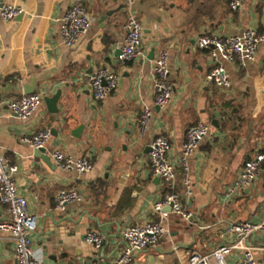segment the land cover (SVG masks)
Masks as SVG:
<instances>
[{
  "label": "crops",
  "instance_id": "obj_1",
  "mask_svg": "<svg viewBox=\"0 0 264 264\" xmlns=\"http://www.w3.org/2000/svg\"><path fill=\"white\" fill-rule=\"evenodd\" d=\"M88 12L92 27L74 48L61 36L60 19L75 3ZM230 0H0V150L18 165V192L27 198L38 217L33 246L46 264H114L123 246L122 232L130 226L162 222L167 234L157 246L139 252L131 264H186V253L196 249L208 254L229 243L231 223L264 221V162L255 186L234 198L226 196L244 164L264 155V44L256 59L245 67L225 63L232 81L228 90L207 80L213 63L208 50L197 48L205 33L240 34L246 29L264 31V0H249L233 11ZM4 6H18L23 13L5 20ZM113 12L105 21L102 17ZM134 14L144 27V56L122 65L118 50L124 45L128 17ZM170 52V80L174 94L169 106L156 104L154 61ZM63 71L42 80L36 92L45 97L61 92L58 113L42 102L38 111L22 120L3 102L19 98L31 74L59 66ZM101 68L119 75V86L103 101H95L90 76ZM152 117L141 133L144 107ZM204 123L208 137L188 159L193 195L184 193L180 164L187 129ZM83 127L79 134L77 130ZM50 129L47 145L51 157L61 150L73 158L89 157L94 167L87 173L66 171L52 160L48 166L21 142L25 135ZM55 131V135L53 134ZM79 135V137H78ZM164 135L171 144L170 159L177 170L174 182L188 220L168 211L158 213L167 184L150 169L152 141ZM75 188L83 203L57 210L55 195ZM96 231L105 237L97 251L85 242ZM251 243L264 246V234ZM234 253L230 264H238ZM264 264V252L257 254ZM0 264H15L14 244L0 234Z\"/></svg>",
  "mask_w": 264,
  "mask_h": 264
},
{
  "label": "built area",
  "instance_id": "obj_2",
  "mask_svg": "<svg viewBox=\"0 0 264 264\" xmlns=\"http://www.w3.org/2000/svg\"><path fill=\"white\" fill-rule=\"evenodd\" d=\"M248 1L230 0L229 6L233 11H237L245 7ZM22 13L23 9L18 6H4L1 10V15L5 20L14 19ZM60 23L63 42L69 49L76 47L92 27L90 16L80 2L75 3L66 11L60 19ZM124 28L126 30L125 42L121 47V54L118 56L122 65L144 56V27L136 15L131 14L128 17ZM262 44H264V31L252 28L231 36L205 33L196 40L198 49L210 52L213 67L207 80L224 90L232 87L225 63H237L239 66L245 67L256 59L258 48ZM169 58L170 52L164 50L154 61L156 104L161 109H166L169 106L175 90L170 80ZM118 86L119 75L108 68H101L90 76V87L95 101L105 100L117 90ZM44 98L43 93L35 92L3 102L2 105H7L11 114L26 120L38 111ZM151 117L150 108L144 107L139 126L141 133L146 130ZM209 132L210 127L202 122L191 125L187 129L180 159L185 173L183 182L184 193L187 197L193 195L188 159L198 151ZM51 139V130L43 129L33 135L23 136L21 142L33 149H47ZM150 147L149 161L152 174L159 176L165 182L174 184L177 179V170L169 157L171 151L169 139L164 135L158 136L152 141ZM51 158L57 167L80 174L87 173L94 167L91 158L75 159L61 150H54L51 153ZM263 162V154H257L248 160L238 179L227 189L226 196L230 199L234 198L255 186L260 178ZM18 170V165L11 163L0 150V234L5 235L6 239L14 244L15 264H46L33 246L32 235L38 228V217L30 211L27 198L18 192L15 180ZM83 202V194L75 188L61 189L55 195L56 209L60 211L65 210L70 204ZM170 205H172V213L175 215L185 220L190 218V215L182 208L181 197L178 193H167L163 201L155 205L154 210L162 213ZM258 233L264 234V221L231 223L228 234L234 237L233 241L218 245L208 254L190 249L186 253V264H230L229 259L234 253L240 255L238 264H259L257 254L264 252V246L251 243L253 236ZM166 234L167 228L162 222H148L127 227L122 232L124 246L114 264H131L139 252L148 247L157 246ZM85 242L100 251L105 245V237L96 231H89L85 235ZM87 264L100 263L95 260Z\"/></svg>",
  "mask_w": 264,
  "mask_h": 264
},
{
  "label": "water",
  "instance_id": "obj_3",
  "mask_svg": "<svg viewBox=\"0 0 264 264\" xmlns=\"http://www.w3.org/2000/svg\"><path fill=\"white\" fill-rule=\"evenodd\" d=\"M113 12H108L106 16L102 17V21H105L109 15H112ZM118 54H121V49L118 50ZM69 58V52L65 55L62 63L59 66L52 67L50 69H45L39 73H34L29 76V78L23 83L22 85V90L24 95H30L34 94L38 87L40 86V83L42 80H47L52 78L55 75L60 74L64 67L66 66ZM61 97V92H57L55 95L44 98V102L47 104L49 111L52 113L57 114L59 109L57 108V104L59 102V99ZM83 129V127H80L77 130V133ZM54 135L56 134L55 131L53 133ZM79 137V135H78ZM151 149V147H150ZM34 156L41 159L44 163H46L48 166H52V160L51 157L47 153L46 148H41V149H34ZM158 179H160L159 176H156ZM168 211H172V205L167 207Z\"/></svg>",
  "mask_w": 264,
  "mask_h": 264
},
{
  "label": "trees",
  "instance_id": "obj_4",
  "mask_svg": "<svg viewBox=\"0 0 264 264\" xmlns=\"http://www.w3.org/2000/svg\"><path fill=\"white\" fill-rule=\"evenodd\" d=\"M166 184L168 185L167 186V189L165 190V193H178V188H176L175 185H172L171 183H168L166 182ZM179 194V193H178Z\"/></svg>",
  "mask_w": 264,
  "mask_h": 264
}]
</instances>
